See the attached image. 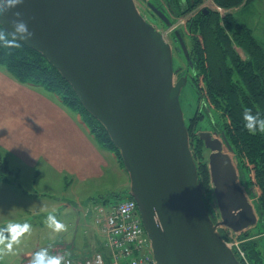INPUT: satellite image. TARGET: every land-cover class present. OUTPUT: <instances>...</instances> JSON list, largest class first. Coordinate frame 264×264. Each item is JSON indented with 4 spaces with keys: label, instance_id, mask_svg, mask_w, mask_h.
Masks as SVG:
<instances>
[{
    "label": "water",
    "instance_id": "95a60500",
    "mask_svg": "<svg viewBox=\"0 0 264 264\" xmlns=\"http://www.w3.org/2000/svg\"><path fill=\"white\" fill-rule=\"evenodd\" d=\"M148 6L171 25L164 11ZM16 11L33 33L21 43L59 71L119 151L156 263L242 264L220 232L239 234L259 223L238 160L224 134L199 133L210 152L215 222L180 101L187 78L176 80L172 45L135 0H24L0 18L9 32ZM175 36L190 61L181 33Z\"/></svg>",
    "mask_w": 264,
    "mask_h": 264
},
{
    "label": "trees",
    "instance_id": "16d2710c",
    "mask_svg": "<svg viewBox=\"0 0 264 264\" xmlns=\"http://www.w3.org/2000/svg\"><path fill=\"white\" fill-rule=\"evenodd\" d=\"M251 1L214 0L216 5L231 10L246 6ZM153 2H157L159 9L171 20V25L174 24L173 18L185 17L195 12L189 18L186 28L192 39L191 51L194 53L197 76H202L203 81L202 86L196 84L198 93L200 96L206 94L209 109L218 112L220 132L227 138L231 154L238 160L240 182L253 200L259 215V223L255 227L258 233L251 236L244 232L239 237L245 261L248 264H264V132L258 130L255 135L249 133L243 120L246 108L264 119V44L255 36L253 28L240 21L233 12L221 17L215 10L200 8L204 0H152L151 3L154 4ZM0 30L5 29L0 25ZM236 48H240L244 56ZM0 66L5 67L19 83L56 94L63 106L81 114L82 118L85 116L87 121H84L89 123L95 142L102 149L115 153L125 171L120 153L106 129L86 111L72 86L41 53L23 43L15 49L0 45ZM198 117L189 122L191 149L194 157L202 160L198 166L199 180L202 185H209L208 161H203L204 142L192 135V128ZM251 172L253 178L250 176ZM8 174H14L16 179L20 178L19 171L11 168L9 160L0 151V181H6ZM256 187L260 194H257ZM128 193L129 189L118 194H108L98 203L106 204L112 198H131ZM214 221H217L216 214ZM220 232L226 239L224 228ZM234 252L239 261L246 264L235 249Z\"/></svg>",
    "mask_w": 264,
    "mask_h": 264
},
{
    "label": "rangeland",
    "instance_id": "374dc122",
    "mask_svg": "<svg viewBox=\"0 0 264 264\" xmlns=\"http://www.w3.org/2000/svg\"><path fill=\"white\" fill-rule=\"evenodd\" d=\"M151 1L135 0L141 15L164 35L172 47L175 48L177 45L174 42L175 31L184 33L182 36L187 45L189 34L186 25L195 12L185 17L173 18L174 24L166 26L149 8L148 4ZM153 3L159 8L157 2ZM217 6L214 0H204L200 8L214 9L221 17L233 12L240 21L253 28L255 36L264 44V0H252L246 6L232 10L221 7L222 11H220ZM236 49L244 56L240 48ZM174 62L175 67L186 66V57L183 52H174ZM0 68L5 69L3 66H0ZM200 85L202 86V84ZM180 101L187 123L199 116L197 123L192 128L193 136H198L201 132L217 131L218 137L222 138L219 114L215 109H209L206 97L199 95L198 86L192 77L188 79L187 84L182 89ZM198 113L201 115H197ZM83 120L87 121L85 116ZM99 148L101 147L99 146ZM204 149L205 158L203 161H208L210 152L206 147ZM224 151L228 152L226 148H224ZM103 152L110 161L109 168L111 172L105 178L81 181L77 178L66 177L64 174H56L53 169L45 167L46 162L42 160L39 161L37 168H31L29 164L13 159L15 155L8 152L4 153L10 161L11 168H20L22 172L19 180L16 179L14 174H8L6 181L0 182V228L6 227L8 223H28L31 225V232L25 234L20 243L14 246L13 254L0 258V264H11L12 261H20L23 253H34L41 248H48L52 255H71L76 250L82 255L85 252L106 251L103 246L104 236L100 232V226L96 223L97 212L94 207L101 198L108 194L121 193L123 190L117 186L116 183L119 179H117L115 173L113 174V170L119 171V166H122L109 158L111 151L103 149ZM230 155L233 156L231 153ZM195 161L198 166L201 165V159L195 158ZM250 176L253 178L252 172ZM129 186L130 183L127 189H129ZM203 189L208 208L216 214L217 220H220L210 173L209 185L203 184ZM256 192L260 194L258 187H256ZM249 200L253 203L250 197ZM50 214L66 225L65 231L55 232L47 226L45 221ZM246 232L254 236L258 233V230L251 228ZM224 233L227 241L238 243L241 248L242 240L239 237L244 232L233 234L225 230Z\"/></svg>",
    "mask_w": 264,
    "mask_h": 264
},
{
    "label": "crops",
    "instance_id": "0c3cea01",
    "mask_svg": "<svg viewBox=\"0 0 264 264\" xmlns=\"http://www.w3.org/2000/svg\"><path fill=\"white\" fill-rule=\"evenodd\" d=\"M0 151L15 155L13 159L31 168H37L42 160L56 174L80 181L105 178L111 172L110 161L96 144L81 114L63 106L56 94L19 83L3 68H0ZM109 158L120 164L115 153L111 152ZM119 168L113 170L119 179L116 184L126 190L129 177ZM14 170L19 171L21 179V169ZM105 250L99 252L108 258L109 251ZM97 251L82 255L76 250L62 256L80 259ZM32 255L33 252L23 253L20 261L11 264H29Z\"/></svg>",
    "mask_w": 264,
    "mask_h": 264
},
{
    "label": "built area",
    "instance_id": "2783aa9c",
    "mask_svg": "<svg viewBox=\"0 0 264 264\" xmlns=\"http://www.w3.org/2000/svg\"><path fill=\"white\" fill-rule=\"evenodd\" d=\"M217 8L222 11L221 7ZM94 209L97 212L96 223L104 236V247L109 251L108 258L97 251L85 258H65V264H157L133 198H112L106 204L96 203ZM227 244L245 261V254L238 243L227 241Z\"/></svg>",
    "mask_w": 264,
    "mask_h": 264
},
{
    "label": "clouds",
    "instance_id": "9594fccd",
    "mask_svg": "<svg viewBox=\"0 0 264 264\" xmlns=\"http://www.w3.org/2000/svg\"><path fill=\"white\" fill-rule=\"evenodd\" d=\"M24 0H0V18L6 16L12 9L23 4ZM13 18L8 21L12 31L0 30V45L5 48L15 49L21 46V41L31 39L33 33L29 31L27 23L21 18L19 11L13 12ZM4 21L0 19V24ZM9 36L11 38H9ZM245 128L253 135L264 132V119L258 114H253L251 109L246 108L243 113ZM45 223L55 232L66 230V225L56 219L54 215H48ZM163 231V226L158 225ZM31 225L28 223H8L6 227L0 228V258L13 254L14 246L18 245L25 234H30ZM29 264H65V257L62 255H52L48 248H41L33 253Z\"/></svg>",
    "mask_w": 264,
    "mask_h": 264
},
{
    "label": "flooded vegetation",
    "instance_id": "af4514ba",
    "mask_svg": "<svg viewBox=\"0 0 264 264\" xmlns=\"http://www.w3.org/2000/svg\"><path fill=\"white\" fill-rule=\"evenodd\" d=\"M149 5V4H148ZM212 10H214V9H212ZM188 34H189V38H188V40H189V42H188V46H187V48H188V51H189V54H190V61H192V65H191V63H190V61H188L187 59H186V66L185 67H182V66H180V67H175L174 66V69H175V71H176V74H175V76H176V80L178 81V80H180L181 78H184V77H186L187 78V82H188V79L190 78V77H192L193 78V80H194V82H195V84H203V81H202V76H200V77H198L197 76V71H196V66H195V63H194V53H193V51H191V45H192V43H191V41H192V39H191V37H190V33L188 32ZM183 34H181V36H182ZM182 38L184 39V37L182 36ZM185 41V40H184ZM174 42H175V44H177V45H179V46H175V48L173 49V51L174 52H178V53H180V52H183L182 50H181V47H180V43L179 42H177L176 41V36H175V38H174ZM187 42H185V44H186ZM176 50V51H175ZM184 54V53H183ZM175 63V62H174ZM198 81V82H197ZM202 96H205L206 97V94L205 95H202ZM206 102H207V105L209 106V101H208V98L206 97ZM187 127H189L190 128V126H189V123H187ZM188 128V129H189ZM210 133H212V135L214 136L215 135V133H217L218 134V132L217 131H215V132H210ZM199 136V135H198Z\"/></svg>",
    "mask_w": 264,
    "mask_h": 264
}]
</instances>
